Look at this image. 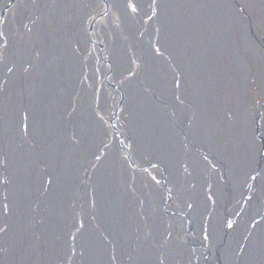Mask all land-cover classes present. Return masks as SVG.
<instances>
[{
  "label": "bare ground",
  "instance_id": "bare-ground-1",
  "mask_svg": "<svg viewBox=\"0 0 264 264\" xmlns=\"http://www.w3.org/2000/svg\"><path fill=\"white\" fill-rule=\"evenodd\" d=\"M100 1L1 24L0 264H264V0Z\"/></svg>",
  "mask_w": 264,
  "mask_h": 264
},
{
  "label": "rangeland",
  "instance_id": "rangeland-1",
  "mask_svg": "<svg viewBox=\"0 0 264 264\" xmlns=\"http://www.w3.org/2000/svg\"><path fill=\"white\" fill-rule=\"evenodd\" d=\"M148 1V0H147ZM7 2H5L4 4H6ZM98 4H96V6L98 5H100V7L102 6L103 7V2H101L100 0H98V2H97ZM148 3H149V1H148ZM1 7V6H0ZM85 42L86 43H89V41H88V38H87V31H86V33H85ZM94 46V45H93ZM0 48H1V44H0ZM95 49L97 50V56H98V49H97V47L95 46ZM101 53V52H100ZM6 52H4L1 56H0V68H2V67H4L5 65H3L2 64V61H3V59L5 58L6 59ZM10 56H13V55H10ZM10 56H7V57H10ZM97 59L100 61V62H102V64L104 65V67H107L108 66V63L106 62V61H102L101 59H100V57L98 56L97 57ZM29 66V65H28ZM29 69V68H28ZM105 76V75H104ZM103 76V79H101V82L103 83V85H105L108 89H112V91H114V92H116V94H117V97H118V101L120 102V95H119V91H118V87L117 86H112V84H114V83H112V82H110L111 84H107L106 83V78ZM91 83H93V79H91ZM105 83V84H104ZM109 85V86H108ZM116 89H117V91H116ZM254 90L256 91V90H258V87L257 86H255V88H254ZM256 105L258 106L259 104L257 103V101H256ZM117 110V109H116ZM116 110H113V111H111L110 110V112H109V114H107V116H108V119H107V122H108V124H107V126L108 127H110L111 128V124H110V121H111V117H112V114L116 111ZM112 129V128H111ZM257 135H258V140H256V142L258 143V145L261 147V149L263 150V148H264V146H263V144H264V139H262L263 137H264V130H262V128H260V129H257ZM105 138H106V136H105ZM117 148V147H116ZM118 150V149H117ZM118 152H119V155L121 154L122 156H123V154L122 153H120V151L118 150ZM207 159H209V160H211L212 162H214L210 157H208V158H206L205 159V161L207 162V165H208V167H209V163H208V161H207ZM125 163H127L126 161H125ZM127 166H128V168L129 169H131V170H133V171H135L136 169H134L133 167H131V166H129L128 164H126ZM220 165L221 164H219V168H220ZM158 166L159 165H155L154 166V168L153 169H155V171L157 172V173H159L160 175H162V173H163V171H162V169L160 168V166H159V168H158ZM209 169H210V167H209ZM159 171V172H158ZM235 174L237 175V176H241V168L239 167V168H236L235 169ZM222 182V179L220 178V180H219V182H218V184L219 183H221ZM166 184V183H165ZM159 185H160V188L162 187V189L164 190H162L163 191V193H165L166 195H167V192H166V188L164 187V185L162 184V182H161V180L159 179ZM250 188H248L247 189V191L245 192V193H243V194H241L240 195V197H239V200H240V203L241 202H243V203H245V202H248V201H250V199L254 196V195H252L255 191H254V189H252V187L251 186H249ZM257 190H258V188H257ZM165 195V196H166ZM168 196V195H167ZM166 196V197H167ZM164 199V197H162L161 198V202H162V200ZM245 201V202H244ZM162 204H163V202H162ZM252 205H255V201L253 202V204ZM165 207V208H164ZM159 210V213L162 215H165L164 214V211H169L170 210V208L168 207V205L166 204L165 205V203L158 209ZM230 216L231 217H234V215H231L230 214ZM259 216V210H258V206L257 207H255V210L253 211V213H252V215L250 216V218L249 219H251L250 221H246V223H245V226H246V230H250V228H251V222H254V220L255 219H257V217ZM228 218V216L227 217H225V223H226V227H227V224L229 223V219H227ZM186 225H188V221L186 220ZM261 227H263V226H261ZM228 228V227H227ZM185 230H186V228H185ZM186 232L188 233H190V230L188 229V231L186 230ZM258 243H264V237H263V235L261 234V238L257 241ZM194 244L193 243H191V245H189V246H191V247H194L193 246ZM196 249H198L199 250V252H200V255H201V258L203 257V255H204V250L202 249V248H199V247H197ZM202 251H203V253H202Z\"/></svg>",
  "mask_w": 264,
  "mask_h": 264
},
{
  "label": "flooded vegetation",
  "instance_id": "flooded-vegetation-1",
  "mask_svg": "<svg viewBox=\"0 0 264 264\" xmlns=\"http://www.w3.org/2000/svg\"><path fill=\"white\" fill-rule=\"evenodd\" d=\"M15 0H12L10 2H8L6 4V8L5 9H0V28H2L1 26L5 23H7V17H8V14L10 12V8L12 7L13 3H14ZM11 3V4H10ZM150 5H152L150 3ZM154 5V3H153ZM9 7V8H8ZM7 12V13H6ZM31 18V16H27V21L24 23L26 25V29L27 31H25V33H30V31L28 30V21L29 19ZM3 22V23H2ZM2 24V25H1ZM89 41V39H88ZM97 47V46H96ZM98 51L100 52V49L97 47ZM263 54H264V49H263ZM102 60V58H101ZM103 61V60H102ZM20 64V65H19ZM15 76L18 77V79H21L23 77V75L25 74V72L28 70L29 66L28 64H26L24 61H16V64H15ZM27 68V69H26ZM107 68V67H106ZM18 69V71H17ZM257 103L259 104L258 106L255 104V108L257 109V111L259 112V114L257 115L258 118L261 119V111H259V108L262 109V105L259 101H257ZM261 106V107H260ZM111 124V122H110ZM111 128L113 129V134H115V137H116V141L119 145V142L121 141L122 137H121V133L116 129V126H115V122L113 123V125L111 124ZM118 150H121L120 152L123 154L122 158L124 161L127 162V164L131 167H134L135 166L131 163L127 153L120 147V145L118 146ZM129 162V163H128ZM137 167V166H136ZM154 166H152L151 168H153ZM137 170V169H136ZM135 170V171H136ZM166 205V204H165ZM165 208V207H164ZM168 212V211H167ZM203 249V248H202Z\"/></svg>",
  "mask_w": 264,
  "mask_h": 264
},
{
  "label": "water",
  "instance_id": "water-1",
  "mask_svg": "<svg viewBox=\"0 0 264 264\" xmlns=\"http://www.w3.org/2000/svg\"><path fill=\"white\" fill-rule=\"evenodd\" d=\"M99 46V45H98ZM99 48V47H98ZM100 49V52H102L103 51V49L102 48H99ZM117 113H118V108H117V110L112 114V118H111V124L113 125V123L115 122V119H116V116H117ZM263 146H264V144H263ZM261 156H262V159H263V157H264V148H263V150H262V153H261ZM153 166H155V165H153ZM161 168V167H160ZM164 173V172H163ZM163 173H162V175H163ZM163 185H164V183H163ZM167 192V191H166ZM169 201H171V197L169 196L168 198H167V200H166V202L168 203ZM166 202H165V204H166ZM237 202V201H236ZM236 202L235 201H233V204H232V206H231V208L229 207L228 209H227V211H225L224 212V218L225 217H227L228 216V219H230V218H232V217H230V214L231 215H233L234 213V217H233V219H236L238 216H237V214L240 212V210H238L237 208H236V210L234 211L233 210V208L234 207H236L235 206V204H236ZM245 202V201H244ZM164 214H169V212H167V211H164ZM230 217V218H229ZM225 223V222H224ZM225 225H226V223H225ZM224 225V226H225ZM229 223L227 224V229L229 230V229H231L232 227H229ZM204 252H205V250H204ZM203 257L207 260V256H206V253H204V255H203Z\"/></svg>",
  "mask_w": 264,
  "mask_h": 264
},
{
  "label": "snow or ice",
  "instance_id": "snow-or-ice-1",
  "mask_svg": "<svg viewBox=\"0 0 264 264\" xmlns=\"http://www.w3.org/2000/svg\"><path fill=\"white\" fill-rule=\"evenodd\" d=\"M232 225H229V227H231Z\"/></svg>",
  "mask_w": 264,
  "mask_h": 264
}]
</instances>
